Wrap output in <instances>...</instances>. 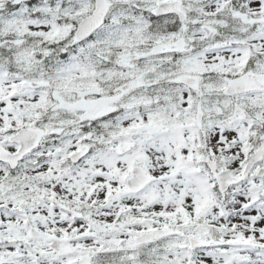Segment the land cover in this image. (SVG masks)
Masks as SVG:
<instances>
[{"label":"snow or ice","instance_id":"6c2138e0","mask_svg":"<svg viewBox=\"0 0 264 264\" xmlns=\"http://www.w3.org/2000/svg\"><path fill=\"white\" fill-rule=\"evenodd\" d=\"M0 264H264V0H0Z\"/></svg>","mask_w":264,"mask_h":264}]
</instances>
